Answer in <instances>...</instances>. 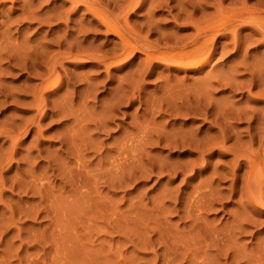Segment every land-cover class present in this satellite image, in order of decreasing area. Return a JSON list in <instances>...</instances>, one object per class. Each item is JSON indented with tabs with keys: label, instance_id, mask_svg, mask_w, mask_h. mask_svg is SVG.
<instances>
[{
	"label": "rangeland",
	"instance_id": "rangeland-1",
	"mask_svg": "<svg viewBox=\"0 0 264 264\" xmlns=\"http://www.w3.org/2000/svg\"><path fill=\"white\" fill-rule=\"evenodd\" d=\"M0 1V264H264V206L253 201L259 191L247 185L246 164L234 183L230 172L253 127L262 128L255 118L264 116V36L252 22L220 20L241 9L244 18H264V0H188L178 16L186 0H143L128 13L132 45L158 47H138L128 60H118L120 37L84 5ZM196 22L217 26L203 34L210 40L201 36L213 51L203 66L146 61L144 48L159 56L191 50ZM62 38L73 50L117 56L62 59ZM52 63L59 84L36 106ZM188 105L216 111L186 113ZM220 125L240 151L211 146ZM252 147L262 149L258 141Z\"/></svg>",
	"mask_w": 264,
	"mask_h": 264
},
{
	"label": "bare ground",
	"instance_id": "bare-ground-1",
	"mask_svg": "<svg viewBox=\"0 0 264 264\" xmlns=\"http://www.w3.org/2000/svg\"><path fill=\"white\" fill-rule=\"evenodd\" d=\"M71 1V6H72V8L73 9H76V8H78V7H80V5H84L85 7H86V10H89V11H91L92 13H93V15L98 19V21L101 23V24H103L104 25V27H106V30L107 31H110V32H112V33H114V34H116L118 37H120V40L122 41V45H123V47H122V49H121V51H120V53H119V55L118 56H122L121 58H119L118 60H128L132 55H133V53H134V51H135V49L137 48L138 49V47L139 46H137V45H132V40L135 38V33H134V31H135V29L134 28H132L131 26H130V24H129V22H128V13H129V11H135V10H137L139 7H141L142 6V2H143V0H128L127 2H126V4L125 3H122V4H125V5H123L122 6V4H121V6H118L117 5V3H116V1L114 0L113 1V3L114 4H112V7H110L109 9H107V8H104L103 6V2H102V0H70ZM111 1V0H110ZM118 1V0H117ZM161 1H163V0H161ZM176 1V0H175ZM179 1V0H178ZM187 1L188 0H186L185 2H182V4L181 3H179L180 5L178 6V8L176 9L177 10V16L178 15H181L180 13H182L181 11H184L185 12V7H183V5H185V3L187 4ZM191 1V0H190ZM1 2V1H0ZM105 2H107V1H105ZM152 2H156V3H158V4H156V5H162V3H164V2H162V3H160V0H155V1H152ZM166 2V1H165ZM168 2V1H167ZM192 2V1H191ZM191 2H189V3H191ZM32 3V2H31ZM151 3V2H150ZM193 3V2H192ZM106 4V3H105ZM108 4V3H107ZM110 4H111V2H110ZM110 4H108V5H110ZM166 4V3H165ZM194 4V3H193ZM192 4V5H193ZM119 5H120V3H119ZM153 4H151V6H152ZM191 5V4H190ZM154 6V5H153ZM176 6V7H177ZM182 6V7H181ZM187 6V5H186ZM29 7H30V5H29ZM117 7H119L120 8V12H119V9H118V11L117 12H119V13H117V14H115L114 13V10L117 8ZM247 6H245V7H243V10L244 9H246V11H249L247 8H246ZM112 8V9H111ZM115 8V9H114ZM172 8H174V7H172ZM30 9V8H29ZM71 9V8H70ZM193 10L194 9H196L195 7L194 8H192ZM222 9V8H221ZM117 10V9H116ZM242 10V9H241ZM240 10V11H241ZM219 11V10H218ZM221 12L223 11V10H220ZM236 11V10H235ZM240 11L238 12V10L233 14V15H228V13H227V16L225 15V19H223V18H220V20H224V21H222L223 22V25H225V24H227L228 25V23H231L232 24V22L233 21H241V22H246V21H249V22H252V23H254V24H257V29L256 30H258V32L260 31V33L262 34V36H264V18H254L253 20H252V18H244L243 17V15H241L240 14ZM29 12V11H28ZM184 12L182 13V14H184ZM250 12H252V11H250ZM27 13V12H26ZM186 13V12H185ZM192 13V12H191ZM191 13H190V11H189V13H188V11H187V16H191ZM223 13V12H222ZM241 13H244V12H241ZM115 14V15H114ZM224 14H226L225 12H224ZM240 14V15H239ZM31 15V14H30ZM51 16V15H50ZM28 17V16H27ZM240 17H243L242 19L240 18ZM55 18L56 19H58V17H56V15H55ZM215 19V18H214ZM212 20V19H211ZM219 19H217L216 21H213L212 23H217L218 24V21ZM218 21V22H217ZM221 22V21H220ZM220 22H219V24H220ZM193 24H196V26H194V28H196L195 29V35L193 36V38H192V43L194 44V47L191 49V50H188V51H184L183 52V50L181 51L180 50V52H178V53H175V51H173L174 52V54H173V52H171L170 54L171 55H166V56H163V54L161 55V56H159V53H158V55H156L157 53H156V51H150V50H147L146 48H144L145 50V54H146V61L148 60V61H152V60H165L166 62H168V61H170V63L172 62V64H174V65H176V66H179V67H184V68H189V69H197V68H200L201 66H203V64L206 62V60L208 59V57H210L209 55L210 54H212V53H210V52H213V51H208V46H209V43H208V41H205V40H203V41H200V39H201V36L203 35V34H206L207 36L209 35V34H207L208 32H212V31H214L216 28H217V26L215 27V26H213V25H210V26H208L207 24H208V22H207V24L205 25V26H203V24L201 25L200 23V25H198V23L196 22V23H193ZM217 24H215V25H217ZM231 24H230V26H231ZM77 25V24H76ZM221 25V24H220ZM79 26V25H78ZM89 26V25H88ZM236 27V26H235ZM79 29H81V28H79ZM79 29H77V30H79ZM84 30V29H83ZM82 30V31H83ZM220 30V29H219ZM234 29H232V31H233ZM235 31H236V29H235ZM218 32V31H217ZM79 33V32H78ZM213 33V32H212ZM212 33H211V35H212ZM215 33V32H214ZM236 33V32H235ZM234 32L232 33L234 36H232V37H234V38H237L236 37V35L237 34H235ZM78 37V36H77ZM203 37V39L205 38V35H203L202 36ZM210 37V36H209ZM208 37V38H209ZM216 37V36H215ZM208 38H205V39H208ZM234 38H233V40H234ZM74 39H77V38H74ZM238 39V38H237ZM262 39H264V37H262ZM72 40V39H71ZM70 40V41H71ZM79 40V39H78ZM135 40V39H134ZM208 40H210V39H208ZM213 40V39H212ZM211 40V41H212ZM236 40V39H235ZM234 40V41H235ZM61 41V40H60ZM69 40H67L66 41V39H64V38H62V41L60 42V49L56 52V55H58L59 56V58H62V59H69V58H78V56H80L81 57V55H86V56H88V57H90V58H93V59H95V60H97V61H106L107 59L109 60V59H111V58H115V56H117V55H112V56H108V55H105V54H102V53H100V52H98V49L97 50H95V51H87V49H86V51H81V50H78V49H76V50H73L72 48H69V45H67L69 42H68ZM144 41V40H143ZM214 41V40H213ZM212 41V42H213ZM75 42H76V44H80V46H82L81 45V43L80 42H82L81 40H79V42L77 41V40H75ZM134 42V41H133ZM236 42H238V40L236 41ZM235 42V43H236ZM71 43V42H70ZM136 43V42H135ZM178 44H180V43H178ZM189 44V43H188ZM66 45V47H63V46H65ZM143 45V46H142ZM170 45V44H169ZM184 45V44H183ZM141 46L142 47H147V48H151V47H153L151 44H149L148 45V43L146 44V42L144 43H142L141 44ZM149 46H151V47H149ZM213 46H214V43H213ZM212 46V47H213ZM71 47H72V44H71ZM78 47V46H77ZM142 47L140 48V49H142ZM155 48H157L156 46H154ZM168 47V46H167ZM170 47V46H169ZM186 47V46H185ZM189 47H190V45H189ZM63 48V49H62ZM75 48V47H74ZM176 48V47H175ZM237 48V47H236ZM0 49H2V48H0ZM151 49H153V48H151ZM171 49V48H170ZM93 50V49H92ZM158 50H160V48L158 49ZM169 50V49H168ZM173 50V49H172ZM178 50V49H177ZM143 51V52H144ZM162 51V50H161ZM167 51V50H166ZM86 52V53H85ZM160 52V51H159ZM170 51H168L167 52V54L169 53ZM182 52V53H181ZM84 53V54H83ZM154 53H156V54H154ZM161 53V52H160ZM164 53V52H163ZM1 54V53H0ZM7 54V53H6ZM9 54V53H8ZM30 54V53H29ZM28 54V55H29ZM42 54V53H41ZM22 55V54H21ZM26 55V54H25ZM28 55H26V56H28ZM35 55V54H34ZM1 56V55H0ZM9 56V55H8ZM13 56V55H12ZM22 56H24V55H22ZM36 56H38L37 54H36ZM30 57V56H29ZM1 58V57H0ZM35 57H33V59H34ZM40 58V57H39ZM58 57L55 59V61H54V64H55V62L57 61V59H59ZM125 58V59H124ZM21 59V58H20ZM22 59H23V57H22ZM38 59V58H37ZM41 60V59H40ZM88 60H90L89 58H88ZM38 61V60H37ZM19 63H23V61L22 62H19ZM29 63V62H28ZM31 66L33 67L34 65L33 64H35L36 63V61L35 60H32L31 62ZM169 63V62H168ZM53 63H52V65L51 66H49V65H47L46 66V70H47V72H45V73H47L46 74V76H45V73L42 75L41 74V83L43 84V86H42V88H41V90H39V92L36 94L37 95V97L36 96H34V98H36V102H37V104H36V106H39L41 103H42V101H43V99H44V97H43V95L45 94V93H48V92H50V91H52V90H54V88H56L57 86H58V84H59V79H54V81H53V75H54V73H55V65H54ZM57 64V63H56ZM149 64V63H148ZM49 66V67H48ZM40 73H42V72H40ZM208 73V72H207ZM56 75H57V73H55ZM39 76V75H38ZM45 76V77H44ZM208 76V75H207ZM212 76V75H211ZM218 76V75H217ZM254 76H255V74H254ZM253 76V77H254ZM257 76V75H256ZM203 77V76H202ZM201 77V78H202ZM222 77V76H221ZM252 77V78H253ZM56 78H58V77H56ZM213 78V77H212ZM225 78V77H224ZM227 78V77H226ZM254 78H256V77H254ZM204 79V78H203ZM206 79H207V77H206ZM205 79V80H206ZM209 79V78H208ZM215 79V78H214ZM222 79H223V77H222ZM231 79V78H230ZM235 79V77L234 78H232L231 80H233V81H235L234 80ZM256 79H258V78H256ZM219 81H221L220 79H218ZM225 80V79H224ZM258 80H260V79H258ZM233 81H231V82H233ZM250 81H252L251 79H250ZM176 82H178V81H176ZM182 82V81H181ZM181 82H179V83H181ZM201 82V81H200ZM208 82H210V81H208ZM225 82V81H224ZM227 82H229V81H226V83ZM230 82V83H231ZM237 82H239V81H237ZM253 84H254V79H253ZM255 82H256V80H255ZM259 82V81H258ZM257 82V83H258ZM184 83V82H183ZM205 83V82H204ZM211 83V82H210ZM209 83V84H210ZM222 83H223V81H222ZM221 83V84H222ZM225 83V84H226ZM235 82H233V84H234ZM261 83V82H260ZM206 84V83H205ZM208 84V83H207ZM224 84V85H225ZM237 84V83H236ZM236 84H234V85H236ZM168 85H169V83H168ZM173 85V84H172ZM177 85V84H176ZM185 86H186V84H184ZM196 85V84H195ZM200 85H202L201 83H200ZM230 85H232V84H230ZM234 85L232 86V87H234ZM238 86H240L241 85V83L239 84H237ZM261 85V84H260ZM189 86V85H188ZM207 86V85H206ZM212 86V85H211ZM195 87V86H194ZM201 87H203V86H201ZM200 87V88H201ZM207 87H210V86H207ZM237 87V86H236ZM236 87H234L235 89H236ZM196 88V87H195ZM195 88H194V90H195ZM199 88V89H200ZM205 88V86L203 87V89ZM212 88V87H211ZM184 89H186V88H184ZM193 89V88H192ZM191 89V90H192ZM203 89H202V91H203ZM182 90V89H181ZM201 90V89H200ZM205 90V89H204ZM208 90V89H207ZM178 91H179V89H178ZM189 91L190 90H188V93H189ZM202 91H200L201 93H202ZM119 92V91H118ZM186 92V91H185ZM192 92V91H191ZM198 92V91H197ZM204 92V91H203ZM206 92V91H205ZM204 92V94H206ZM178 93V92H177ZM181 93V92H180ZM182 93H184V92H182ZM200 93V94H201ZM209 93H210V90H209ZM169 94V93H168ZM174 94V93H173ZM172 94V95H173ZM179 94V93H178ZM187 94V93H186ZM192 94V93H191ZM193 94H195L194 93V91H193ZM199 94V93H198ZM199 94V95H200ZM116 95H118L119 96V93H117ZM170 95V94H169ZM175 95H176V93H175ZM183 95H185V93L183 94ZM182 95V96H183ZM212 95V94H211ZM133 96V95H132ZM132 96H130L129 97V99H131V97ZM174 96V95H173ZM173 96H171V97H173ZM177 96V95H176ZM186 96V95H185ZM185 96H184V98H185ZM196 96H198L197 95V93H196V95L195 96H190L189 98L191 99V101H192V98H195L196 99ZM206 96V95H205ZM207 96H209V95H207ZM207 96H206V98H207ZM199 97V96H198ZM197 97V99H199ZM201 97V96H200ZM210 97V96H209ZM179 98H180V95H179ZM183 98V97H182ZM181 98V99H182ZM183 98V99H184ZM203 98V94H202V97L200 98V99H202ZM195 99H193V101L195 100ZM197 99L195 100V102L197 101ZM173 100V102L176 104V103H178V101L176 102L175 100H174V98L172 99ZM180 100V99H179ZM185 100H187L186 98H185ZM184 100V101H185ZM206 100V99H205ZM170 102H171V100H169ZM181 101V100H180ZM209 101V100H208ZM171 103V104H169V107H171V106H173L174 107V103ZM183 102V101H182ZM203 103L204 102V100H200V103ZM187 103H190V102H187ZM187 103H186V105H187ZM199 103V102H198ZM208 103V102H207ZM207 103H205L204 102V104H207ZM190 104H192V103H190ZM194 104H197V102L196 103H194ZM168 105V104H167ZM181 105H184V104H181ZM223 105V104H222ZM232 105V104H231ZM111 106V105H110ZM189 106V105H188ZM192 106H194V105H192ZM200 105H195L194 106V110H193V107H187L186 106V109H185V111H186V113H190V112H193V111H196V112H199V113H201V112H203L204 114H212L213 112H215V111H213L212 113H211V111H210V109L208 110V108L206 107L207 105H203V107L202 108H200L199 107ZM218 106V105H217ZM42 107V106H41ZM175 107L177 108L178 106L177 105H175ZM180 107V106H179ZM177 108V110L178 109H180V108ZM219 107V106H218ZM230 107V106H229ZM174 109V108H173ZM221 109H223V108H221ZM226 109V108H225ZM175 111H177L176 109H174ZM182 110H184V109H182ZM203 110V111H202ZM238 110V109H237ZM179 111H181V110H179ZM219 111H220V109H219ZM222 111V110H221ZM220 111V112H221ZM236 113H237V111H235ZM235 112H232V115H234V113ZM239 112H244V111H239ZM202 113V114H203ZM231 113V111L230 112H228V111H226L225 112V114H224V112H223V114L224 115H227V114H230ZM235 113V117H237V116H241V117H243L244 115H246V114H243V113H240V115H239V113H238V115ZM245 113V112H244ZM216 114V113H215ZM220 114V113H219ZM219 114H218V116H219ZM222 114V113H221ZM243 116H242V115ZM224 115H221L220 117H222V116H224ZM204 116V115H203ZM208 116V115H207ZM250 116V115H249ZM253 116H254V114H253ZM258 116V115H257ZM226 116H224V118H225ZM229 117V116H228ZM230 117H231V114H230ZM229 117V118H230ZM238 117V118H239ZM244 117H247V116H244ZM255 117V116H254ZM218 118V117H217ZM223 118V117H222ZM227 118V117H226ZM228 118V119H229ZM250 118V117H249ZM248 118V119H249ZM257 121H258V124L260 123V124H262V128L261 129H259V128H256V127H253L254 128V130H253V132H251V133H249V139L246 141L247 143H248V145H247V147H246V152H240V153H237L238 155H236V157H233L234 158V160H235V167L233 168V169H231L230 170V172H231V174H232V183H234L235 181H237V179H238V173H237V169L238 168H240V166L242 165V164H246V166L248 167V176H246V181H247V185H249V188H251V187H253V185H255V191L257 190V192L259 191V193H257L258 195L257 196H255V197H253V201L255 202V203H257L258 205H262V206H264V116H261V117H257V118H255ZM222 120V119H221ZM253 120H254V118H253ZM225 121H226V119H225ZM215 122V121H214ZM218 123V122H217ZM222 123V122H221ZM221 123H218V125L219 124H221ZM222 126H224V125H222ZM221 125L219 126L220 128H218V134H219V136L217 137L216 136V138L218 139V140H216V138L214 139V141L211 139V142L213 143V144H211V146L212 147H216V148H218V149H221V148H228V149H236V150H241L242 148H241V146H239V145H241L242 143H241V141H240V143L241 144H239L238 145V143H239V141L236 139V141L235 142H232V143H230V144H228V140L232 137L229 133H227L226 132V130L222 127ZM259 127V126H258ZM261 134V135H260ZM158 140L160 141V140H162V138L159 136V138H158ZM200 140V139H199ZM241 140V139H240ZM168 141V140H167ZM170 141V140H169ZM168 141V142H169ZM209 141V140H208ZM255 141L257 142H259L260 143V145L262 146V149H261V147H259V148H257V149H255L254 147H252L253 146V143H255ZM171 142V141H170ZM194 142V143H193ZM191 144L189 143V144H187L190 148L192 147L193 148V145L195 144V145H197V142L198 141H196V140H194ZM208 143V142H207ZM244 143V142H243ZM199 144H202V142H201V140H200V143H198V145ZM203 144H206V142H203ZM210 144V143H209ZM208 145V144H207ZM244 146V145H243ZM188 147V148H189ZM194 149H195V147H194ZM222 150V149H221ZM235 150V151H236ZM232 152H234V151H232ZM234 154H236V153H234ZM78 173H80V172H78ZM222 174V173H221ZM230 174V175H231ZM81 175V174H80ZM240 175V174H239ZM247 175V174H246ZM82 176V175H81ZM243 176V175H242ZM84 177V176H83ZM85 179V178H84ZM243 179V178H242ZM243 184V183H242ZM235 185V184H234ZM246 185V186H247ZM242 187V186H241ZM237 189V188H236ZM253 189V188H252ZM251 190V189H250ZM234 191H236L235 190V187L233 186V187H231V192L232 193H234ZM219 193V192H218ZM253 194V193H252ZM40 196H41V198H43L44 197V193L42 192V190H41V192H40ZM248 200V199H247ZM240 223V222H239ZM239 225V224H238ZM240 225H242L241 223H240ZM200 227V226H199ZM238 227V226H237ZM240 227V226H239ZM197 229V228H196ZM198 231V230H197ZM209 231V230H208ZM207 231V232H208ZM205 232H206V230H205ZM214 232V231H213ZM217 232V231H216ZM219 233V232H218ZM230 233V231L228 232V234ZM232 233V232H231ZM211 235H213L212 233H211ZM218 235H220V234H216V235H214V236H212V237H217ZM233 235V234H232ZM221 237V236H220ZM227 238H229V237H227ZM227 238L225 239V241L227 240ZM216 239V238H215ZM231 239H232V237H231ZM230 238H229V244H228V242H225V241H223V243L225 242V243H227L226 245H225V243H224V247L226 246L227 247V245L229 246L231 243H230V240H231ZM232 242V241H231ZM222 243V244H223ZM233 244V243H232ZM231 247V245L228 247V248H230ZM234 253V252H233ZM235 255H237L236 253H235ZM235 255H233V256H235ZM226 256H227V258L228 257H230V253L227 251L226 252ZM242 264H246V262H242Z\"/></svg>",
	"mask_w": 264,
	"mask_h": 264
}]
</instances>
